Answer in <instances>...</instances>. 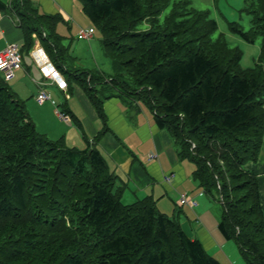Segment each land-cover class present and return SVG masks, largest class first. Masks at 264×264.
<instances>
[{"label": "trees", "instance_id": "1", "mask_svg": "<svg viewBox=\"0 0 264 264\" xmlns=\"http://www.w3.org/2000/svg\"><path fill=\"white\" fill-rule=\"evenodd\" d=\"M79 1L101 31L111 73L75 66L57 32L60 15L40 13L32 0H0V10L23 29L22 54L36 34L69 91L79 84L101 118L112 97L150 109L180 158L194 163L204 192L221 203V234L247 264H264L262 191L249 167L264 144V0H249V30L231 22L244 40L262 38L251 67L224 34L213 38L217 20L192 0ZM103 133L84 148L50 138L0 72V264H223L151 195L122 201L125 184L97 145Z\"/></svg>", "mask_w": 264, "mask_h": 264}, {"label": "crops", "instance_id": "2", "mask_svg": "<svg viewBox=\"0 0 264 264\" xmlns=\"http://www.w3.org/2000/svg\"><path fill=\"white\" fill-rule=\"evenodd\" d=\"M32 1L40 13L58 14L63 18L57 25V32L64 36V41H70L68 44L75 57V66L99 68L107 73L113 71L112 63L99 45L100 39L97 40L94 27L79 0ZM82 30H91V35L81 37ZM33 36V47L25 55L22 54L23 63L8 82L24 101L37 129L52 139L63 136L67 144L80 148L86 147L87 138L93 142L98 134L104 132L97 145L111 170L125 184L122 193L124 202L132 203L151 195L160 211L167 214L178 212L186 233L192 238H199L210 253L224 244L226 238L218 232L219 222H212L206 216L204 209L208 210L214 200L194 178V163L180 158L173 136L157 125L151 110L145 105L140 110H131L120 98L112 97L105 101V119L101 118L79 84L73 82L69 91L66 77L57 68L40 38L36 34ZM24 42L23 29L0 10V50L11 43H17L22 48ZM53 69L57 79L54 81L46 77ZM59 83H64V88ZM41 89L49 92L52 99L40 103L37 95ZM58 105L63 107L64 112L59 110ZM65 115L70 117V121L65 119ZM249 167L259 175L264 206V144L259 161L250 163ZM169 175L171 181L166 179ZM182 194H187L197 204L181 205ZM217 258L222 260L220 256Z\"/></svg>", "mask_w": 264, "mask_h": 264}, {"label": "rangeland", "instance_id": "3", "mask_svg": "<svg viewBox=\"0 0 264 264\" xmlns=\"http://www.w3.org/2000/svg\"><path fill=\"white\" fill-rule=\"evenodd\" d=\"M171 1L173 3L176 0ZM172 3L163 11L161 15L162 20L164 19L165 15L170 11ZM192 5L199 9L208 10L210 17L215 18L217 20L218 29L213 33V38H217L219 35L224 34L231 46H238L243 50V59L241 61V65L243 67L254 66L261 50V36L258 35L255 42H248L243 38L239 37L238 34L233 32L231 29V22L234 21L240 23L243 26V29L245 30H249L252 27L253 13L248 11L250 9L249 0H192ZM91 25L94 27L97 40L99 41L100 39V41L98 42L100 45L101 31L93 23ZM145 26L146 24L141 25V27L143 28ZM76 40L77 38H75V41ZM64 42L65 44H68L70 41L65 39ZM58 106L59 110L63 111V107L61 105ZM204 210L207 214L206 216L210 220H212V222L218 223L220 221L222 214V206L219 201H213L212 206L210 208L208 207V210L207 208H205ZM169 215L172 216L173 214ZM218 232L221 235V232ZM217 250H220L221 252H218ZM217 250L214 249V251H211V253L215 257L220 256L222 259L221 262L223 264H247L246 259L243 257L238 247V244L234 240L226 239L225 243L218 246ZM215 252L217 253L216 255Z\"/></svg>", "mask_w": 264, "mask_h": 264}, {"label": "built area", "instance_id": "4", "mask_svg": "<svg viewBox=\"0 0 264 264\" xmlns=\"http://www.w3.org/2000/svg\"><path fill=\"white\" fill-rule=\"evenodd\" d=\"M91 30L89 31H81L80 36L81 37H89L91 35ZM23 63V56H22V50L21 46L17 43H11L2 50H0V72H2L5 80H10L14 75L15 71L21 67ZM55 70L50 71L47 74V79L51 80H57L55 75ZM64 88V83H59ZM51 99V95L49 92H47L45 89H41L40 92L37 95V100L42 103L46 100ZM65 119L67 121H70V117L68 115H65ZM167 180L171 181L172 177L169 175L166 177ZM180 204H189L191 206H194L197 204V202L190 198L187 194H182L181 198L179 200Z\"/></svg>", "mask_w": 264, "mask_h": 264}]
</instances>
